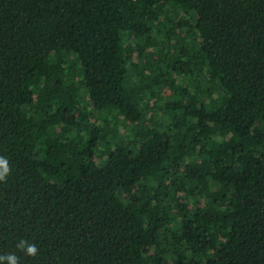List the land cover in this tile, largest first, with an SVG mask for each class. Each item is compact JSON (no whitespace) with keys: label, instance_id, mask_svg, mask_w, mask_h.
Returning <instances> with one entry per match:
<instances>
[{"label":"trees","instance_id":"1","mask_svg":"<svg viewBox=\"0 0 264 264\" xmlns=\"http://www.w3.org/2000/svg\"><path fill=\"white\" fill-rule=\"evenodd\" d=\"M0 155L21 264H264V0H0Z\"/></svg>","mask_w":264,"mask_h":264},{"label":"clouds","instance_id":"2","mask_svg":"<svg viewBox=\"0 0 264 264\" xmlns=\"http://www.w3.org/2000/svg\"><path fill=\"white\" fill-rule=\"evenodd\" d=\"M11 175L12 165L9 159L0 155V183L6 184ZM14 247L15 251L0 252V264H21V256L17 253H23L24 257L35 258L40 251L37 244L27 238H20Z\"/></svg>","mask_w":264,"mask_h":264}]
</instances>
